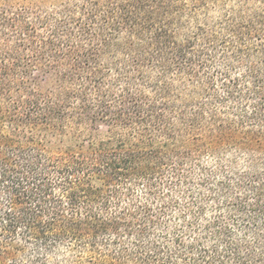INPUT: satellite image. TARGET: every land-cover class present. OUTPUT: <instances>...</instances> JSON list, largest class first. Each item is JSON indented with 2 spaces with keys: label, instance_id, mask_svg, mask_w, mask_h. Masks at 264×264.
I'll use <instances>...</instances> for the list:
<instances>
[{
  "label": "trees",
  "instance_id": "trees-1",
  "mask_svg": "<svg viewBox=\"0 0 264 264\" xmlns=\"http://www.w3.org/2000/svg\"><path fill=\"white\" fill-rule=\"evenodd\" d=\"M0 264H264V0H0Z\"/></svg>",
  "mask_w": 264,
  "mask_h": 264
}]
</instances>
